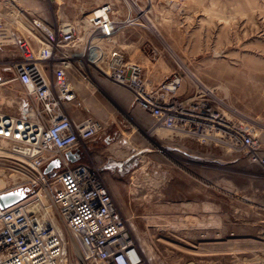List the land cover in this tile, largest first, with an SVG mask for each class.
I'll list each match as a JSON object with an SVG mask.
<instances>
[{
    "label": "rangeland",
    "instance_id": "obj_1",
    "mask_svg": "<svg viewBox=\"0 0 264 264\" xmlns=\"http://www.w3.org/2000/svg\"><path fill=\"white\" fill-rule=\"evenodd\" d=\"M104 2L114 4L120 20L136 21L115 33L127 59L143 66L153 83L178 70L182 98L207 87L221 108L252 128L264 153V0H0V18L34 38L27 29L33 19L77 28ZM85 38L74 48L63 46L65 55L81 61ZM11 50L0 39V61ZM11 76L2 72V112L13 110L12 95L20 89ZM95 80L97 90L83 82L69 108L102 124L78 162L101 168L146 260L264 264V168L221 147L161 134L127 90ZM0 179V192L39 187L22 161L2 153ZM58 221L72 253L75 244Z\"/></svg>",
    "mask_w": 264,
    "mask_h": 264
},
{
    "label": "built area",
    "instance_id": "obj_2",
    "mask_svg": "<svg viewBox=\"0 0 264 264\" xmlns=\"http://www.w3.org/2000/svg\"><path fill=\"white\" fill-rule=\"evenodd\" d=\"M117 12L114 4L104 2L77 28L52 27L33 19L27 29L35 33L34 38L0 18L1 44L12 46L10 58L0 61V83L5 82V71L20 87L11 94L13 110L0 111V153L22 161L36 177L33 184H39L29 191L22 187L26 193L22 200L0 208V264H150L101 168L78 162L84 144L96 138L102 124L91 116L80 118L69 108L83 82L97 90L95 77L127 90L156 128L243 155L264 168V153L258 150L252 128L230 116L207 90L195 87L190 97L182 98L183 77L178 70L153 83L143 66L125 57L115 33L136 21L120 20ZM83 37V51L97 47L90 61L88 56L78 61L72 58L76 54L65 55L62 47L73 48ZM67 152L78 154V159L70 161ZM56 158L59 166L44 173ZM58 220L75 244L72 253L67 252Z\"/></svg>",
    "mask_w": 264,
    "mask_h": 264
},
{
    "label": "water",
    "instance_id": "obj_3",
    "mask_svg": "<svg viewBox=\"0 0 264 264\" xmlns=\"http://www.w3.org/2000/svg\"><path fill=\"white\" fill-rule=\"evenodd\" d=\"M66 156L70 161H75L79 157L78 154L71 152H67ZM58 166L59 160L57 158L53 159L44 167L43 172L50 173L52 169ZM25 194V190L22 187L0 192V208H6L19 202L25 197Z\"/></svg>",
    "mask_w": 264,
    "mask_h": 264
},
{
    "label": "bare ground",
    "instance_id": "obj_4",
    "mask_svg": "<svg viewBox=\"0 0 264 264\" xmlns=\"http://www.w3.org/2000/svg\"><path fill=\"white\" fill-rule=\"evenodd\" d=\"M129 15V14H128ZM85 17V16H84ZM146 18V17H145ZM147 19V18H146ZM149 23V22H148ZM140 24V23H139ZM143 25V24H142ZM117 36V35H116ZM116 36H115V40H116ZM78 46V45H77ZM80 46V45H79ZM74 48V47H73ZM81 48H82V46H81ZM95 48H97V47H91V48H86V49H84V51L82 50L81 51V56H88V59H86V60H89L90 61V56L89 55H91L92 53H93V50L95 49ZM79 49V48H78ZM65 50H68V49H65ZM75 50V49H74ZM68 52V51H67ZM71 54V53H70ZM75 54V53H74ZM68 55H69V52H68ZM70 56V55H69ZM92 56V55H91ZM77 57V56H76ZM84 61V60H83ZM180 63V62H179ZM0 84H2V83H0ZM98 86V85H97ZM206 88V90L208 89L207 87H205ZM92 89H94V87H92ZM9 102V101H8ZM167 132V131H166ZM161 134H165V130H163L162 132H161ZM177 138V137H176ZM116 145V143H113L112 145H110V147H112L113 148V146H115ZM125 165V164H124ZM123 165V166H124ZM124 168V167H123ZM125 169V168H124ZM26 174V173H25ZM24 176V175H23ZM2 177V176H1ZM32 178H34V180L36 179V177H32ZM3 179V178H2ZM2 179H0V187L2 186V185H4L3 184V180ZM12 179V178H11ZM5 180V179H4ZM14 180V179H13ZM26 181V180H25ZM9 182V181H8ZM7 182V184H9ZM6 183V182H5ZM3 187V186H2Z\"/></svg>",
    "mask_w": 264,
    "mask_h": 264
},
{
    "label": "crops",
    "instance_id": "obj_5",
    "mask_svg": "<svg viewBox=\"0 0 264 264\" xmlns=\"http://www.w3.org/2000/svg\"><path fill=\"white\" fill-rule=\"evenodd\" d=\"M2 83H4V82H2Z\"/></svg>",
    "mask_w": 264,
    "mask_h": 264
}]
</instances>
